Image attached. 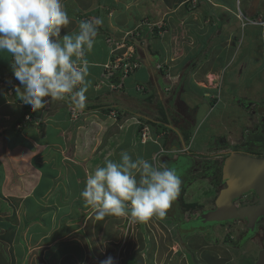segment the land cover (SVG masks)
Segmentation results:
<instances>
[{
  "label": "crops",
  "instance_id": "obj_1",
  "mask_svg": "<svg viewBox=\"0 0 264 264\" xmlns=\"http://www.w3.org/2000/svg\"><path fill=\"white\" fill-rule=\"evenodd\" d=\"M128 1L63 0L71 23L62 35L78 31L80 14L98 17L92 16L98 9L104 16L94 47L86 53L91 87L82 108L65 97L31 111L15 91L19 82L10 68L11 54L0 52V264H100L108 256L116 264L129 260L133 264H168L171 239L167 234L173 228L157 223L170 220L167 214L154 215L142 223H131L123 216H106L98 221L94 209L80 198L86 175L103 166L105 159L119 161L125 150L133 159L143 158L156 167L169 166L176 152L188 154L194 148L196 155H203L201 149L215 144V135L221 140L215 144L213 152L217 154L228 146L230 138L235 143L238 136L244 137L256 121L264 118V91L259 85L264 83V25L244 24L239 17L264 20V0L258 1L254 11L255 0H196L192 18L195 23L189 29L182 15L189 11L191 0H165L171 4L167 9L182 6L180 13L165 14L170 21L168 35H172L165 44L161 37L147 31L139 38L130 37L137 40L133 45L141 67L124 81L122 90L110 91L103 67L111 60L114 45L122 42L125 32L138 26L141 20L136 17L146 9L135 5L143 0H133L135 4ZM162 1L153 0L147 14L160 11L158 4ZM129 4L136 9L131 10ZM162 7L165 6L160 4ZM113 13L127 18L114 21L110 17ZM176 33L192 41L182 43L181 56L173 51L181 39ZM105 36L111 37L113 43L98 48L103 41L107 44ZM168 75L176 77L171 94L163 81ZM140 78L145 80L143 92L135 90V85L142 83ZM178 86L194 94L195 99L201 98V103L196 102L192 109L183 97V101L177 99L187 116L195 115L197 119L200 108L205 109L201 119L194 118L190 126L177 122L180 118L160 116L172 104ZM234 104L245 108L247 124L240 134L239 127L230 126ZM69 105L80 112L78 118L71 119ZM111 112H116V117ZM25 114L32 115L34 122L17 129ZM146 126L149 136L141 142V129ZM172 130L175 135L167 141L165 136ZM47 223L52 233L56 228H70L67 234L72 240L58 237L46 245L43 238L42 246L38 234ZM211 236L215 240L216 236ZM198 240L187 237L186 244L196 251L194 264H205ZM181 259L180 264H190L187 257Z\"/></svg>",
  "mask_w": 264,
  "mask_h": 264
},
{
  "label": "clouds",
  "instance_id": "obj_2",
  "mask_svg": "<svg viewBox=\"0 0 264 264\" xmlns=\"http://www.w3.org/2000/svg\"><path fill=\"white\" fill-rule=\"evenodd\" d=\"M70 23L63 0H0V52L11 54L10 68L19 82L15 91L33 112L65 97L84 107L91 87L86 53L93 49L103 20H81L78 31L62 35ZM156 36L160 37L158 32ZM129 45L134 48L133 42ZM72 107L69 105V110ZM143 128L149 131L147 126ZM181 183L175 169L167 165L158 168L143 158L133 159L125 150L119 161L105 159L103 166L86 175L80 198L94 209L98 221L106 216H123L131 223H142L154 215L167 214ZM100 264L116 262L108 256Z\"/></svg>",
  "mask_w": 264,
  "mask_h": 264
},
{
  "label": "rangeland",
  "instance_id": "obj_3",
  "mask_svg": "<svg viewBox=\"0 0 264 264\" xmlns=\"http://www.w3.org/2000/svg\"><path fill=\"white\" fill-rule=\"evenodd\" d=\"M123 1V0H122ZM125 1V0H124ZM160 2V0H158ZM118 1H116L117 3ZM129 3H134L133 0H129L128 1ZM127 2V3H128ZM153 2V0H143L142 3H137L135 4L136 7L138 8H141V9H144L146 8L144 11L141 12V14L138 15V17H136L137 19L139 18L141 20V22H145V24H147V26L149 24H153L154 26L157 25L158 26V23H160V27H163L164 29H162V33H161V41L163 42V44H165V42H167V39L172 35H168V27L170 25V21L167 20V17L165 16V14L168 12L170 13L171 11H173V15L177 14V13H180L181 9H182V6L181 4L175 8L174 10L170 9V8H166L168 5H171L169 2L166 3L165 0H163L160 4H162L163 6L165 7H162V8H159L160 4H158V10H155L156 12V16L155 15H152L153 18H151L152 16L150 14H147L151 11V9L153 8L151 5V3ZM105 3H107V1H105ZM111 3V2H109ZM134 4H129V8L132 9H136ZM173 4V3H172ZM177 3L175 2V5ZM241 10L244 12V5L241 4ZM125 10V9H124ZM129 11V10H128ZM139 10L135 11V12H138ZM145 12V13H144ZM187 12V13H186ZM185 12L184 15H182V17L184 18V21H186V27L187 29L191 28L193 26V22L192 21V18H194V10L192 9V6L189 7V11L187 10ZM124 14V13H123ZM92 16H98L100 18H102V20L104 21V16H103V11H98V9L95 10L94 13H92ZM151 16V17H150ZM113 18V20H118V22L122 21L120 20L121 17L126 19L127 16L124 14L123 16L119 15V14H116V13H113V15L111 14V16ZM240 17L243 19V17L240 15ZM146 18L148 20H146ZM108 20V19H107ZM195 21V20H194ZM113 22V21H112ZM245 22V21H244ZM128 25V24H127ZM146 26V27H147ZM117 31V30H116ZM180 30L178 29L177 30V33L179 32ZM211 32H215V30H210ZM119 33L121 31H118ZM167 32V33H166ZM102 33H104L102 31ZM126 33V32H125ZM150 33V32H148ZM164 33V35H163ZM174 34V32H172ZM175 34L177 35L178 37H180L181 39L179 40V43L178 44H175V47L173 49V51L175 52H178V55L181 56L182 54V51L180 49V47L183 48L182 46V43L186 42V44H190V42L192 41H187V39H184L182 38V34L181 35H178V34ZM151 34V33H150ZM196 34V33H195ZM106 37V36H105ZM129 38V37H127ZM126 38V39H127ZM205 40V38H204ZM129 44H131L132 42H137V40H133L131 38L127 39L126 40ZM107 45H109L108 43L106 44L104 41L101 43V46L102 47H98V48H105ZM125 45V44H124ZM164 48V46H163ZM165 49V48H164ZM171 49V47H170ZM127 50H130V49H127ZM134 51V50H133ZM164 76V74H161V76ZM181 78V77H180ZM140 81L142 82L140 85H144L143 83H145V80L142 78H140ZM164 81V84L168 85V88L171 87V85L176 84V77H173L171 75H168L167 79L163 80ZM180 81V79H178V82ZM177 82V83H178ZM262 88L260 90H263L264 91V83L263 84H259ZM256 90H252L250 92H255ZM258 91V90H257ZM261 92V91H259ZM170 94L172 93L171 91L169 92ZM194 94L189 95L187 92H185L184 90L182 91L181 87L178 86L174 89V97L173 99L171 100L172 101V104H170L169 108L165 109L164 108V111L163 113L161 114L160 113V116L162 118H171L173 117L174 120L180 118L177 120V122H185V123H188L189 119L191 118L192 120H194V118L196 119V116H187V113L186 112H183L179 107H182L181 104H179L178 102L179 101H183L182 97L184 98V100H187L188 101V104L190 105L188 108L189 109H192V106L195 105L196 102H199L197 103L198 105L201 103V98L199 99H195L196 96H193ZM137 96H141V95H137ZM173 95H170V97L172 98ZM179 99V101L177 100ZM136 100V99H135ZM264 100V99H263ZM240 102H243L242 104H245L246 102L245 101H240ZM177 105V106H176ZM260 107V106H258ZM245 110L244 107H240V106H236L235 104L232 105V112L234 113V118H233V122L230 123V126H235V127H239L237 128V133L240 134L242 133V131L244 130V128L246 127V124L247 122L244 121L245 120V113L243 112ZM195 111V110H194ZM205 113V109L203 108H200V111H199V114L197 116V119L196 121H199L201 119V117L203 116V114ZM260 120V119H259ZM259 120L256 121L253 126L254 128V131L257 132V134H262L264 133V123H263V126L262 125H259ZM190 123V122H189ZM193 123V122H192ZM220 124V123H218ZM190 126V125H189ZM229 126V125H228ZM229 126V127H230ZM220 127V126H219ZM219 127H218V131H219ZM228 127V128H229ZM257 129V131L255 130ZM259 129V130H258ZM221 130H223V128H221ZM220 130V131H221ZM180 133L182 134V136L184 135V131H182V129H180ZM223 132V131H222ZM172 135H175V132L172 130L171 132H168L167 136H165V139H167V141H169L171 139V136ZM216 137H214L213 139V143L215 144H219L221 142L220 140V137H217L218 135H215ZM239 138V136H238ZM237 139V138H236ZM234 141V139L230 138L229 139V142L227 143L228 146H226L225 148H229L230 147V144L232 145V142ZM185 141V140H184ZM202 141V140H201ZM205 141V138L204 140ZM236 142V141H235ZM181 143V142H180ZM182 144V143H181ZM215 144H209L207 145L206 147H203L201 149V151H203L201 154L203 155H196L194 152V148L190 149L194 155L200 157L202 160H210L212 159L213 157H216L217 154H214L213 151H215V147L217 145ZM234 144V143H233ZM190 151V152H191ZM171 154V153H170ZM169 155V154H168ZM219 155V154H218ZM171 156V155H170ZM175 158H172L171 160H173ZM215 161H219V160H215ZM173 166L177 167L176 164L174 163ZM160 167V165L158 166V168ZM195 177H198L197 175H195ZM199 178V177H198ZM205 179L201 178V179H196L194 180V182H191L190 183V187H188L186 189V192L182 198V204L185 206V208L187 207V205H195V208L192 210V209H189V210H186L188 211L186 213V219H187V222H188V218L189 219H195L197 218V216L201 213V211H204L205 209H209L211 208V205H212V199L214 198L215 196V191L211 190V186L210 184H208V182L204 181ZM73 182V180H72ZM213 206V205H212ZM158 221V220H157ZM166 221V222H165ZM159 225L161 224H164V223H167L168 225H172V222L170 220H159L157 222ZM33 225V223H31ZM59 227V226H58ZM170 228V227H169ZM44 231L41 232V234H38V237L41 238L40 243H42L41 245L43 246L45 243L42 242V239L45 238V242H46V245L48 244L47 242H51L53 241L54 239H57L58 237H65L68 241H71L72 240V237H70L67 230H69L70 228L68 227H62V228H56V233H52L53 229H51L50 225L47 223L46 225H44L43 227ZM214 232H215V236H216V240L212 239V236L207 234V232H205V234H203L202 236H195V237H191L195 240L199 239L197 242V247H201V254H200V257L202 260H204L203 262H205V264H224L226 262V260H230L229 263H232V264H248V261L246 262V260L243 259L240 257L242 254H238L240 256H237V258L239 257L238 260H236V258H234L235 260L233 261L231 258H232V254L229 255L226 252L228 251H231L228 247L229 244L227 243H224L223 242V237L225 236L226 232L224 231V228H221V227H217L216 229L214 228L213 229ZM172 230L169 229V233L167 234L168 236L170 235H175L174 233L171 232ZM227 235V234H226ZM185 236H180L179 239L183 240L185 239L184 238ZM202 238V239H200ZM62 239V238H59V240ZM228 239V238H227ZM147 240V239H146ZM192 240V239H191ZM170 244H171V254L169 255V261H168V264H180L179 262H181L183 259H181L180 261L177 260V256L176 257H173V254L175 253L176 250H178L179 246L176 244V242H174L173 240H170ZM193 242V241H192ZM190 244H191V241H190ZM180 245V244H179ZM191 246V245H190ZM213 246H215L213 248ZM190 254L193 256L196 254V251L194 250H189ZM198 253V252H197ZM195 258V256H193ZM188 260V262L190 264H194V261L196 260ZM176 259V261H175ZM78 261V259H77ZM76 261V262H77ZM67 262V261H66ZM65 262V263H66ZM75 262V260H74ZM198 263V262H196ZM227 262V264H229ZM203 264V263H202Z\"/></svg>",
  "mask_w": 264,
  "mask_h": 264
},
{
  "label": "flooded vegetation",
  "instance_id": "obj_4",
  "mask_svg": "<svg viewBox=\"0 0 264 264\" xmlns=\"http://www.w3.org/2000/svg\"><path fill=\"white\" fill-rule=\"evenodd\" d=\"M192 122H194V120L190 118L187 125H192ZM263 123L264 118L259 120V125L263 126ZM255 130L257 131V129ZM185 131L188 130L186 129ZM230 153L264 158V133L263 135L261 133L257 134V132H255L254 128L252 127L248 129V132L244 137L236 139V142L234 144L230 145L229 148L220 150L217 153V156L213 157L210 160H202L200 157L194 155L193 153L191 154V152H189L188 154H182L185 157H189L190 161L187 162L188 167L182 168L184 173L180 176L182 183L179 194L175 201L172 203L171 207L167 210V216L172 222L173 229L171 232L175 234L170 235V239L176 242V244L179 246L178 250H176L173 254V257L177 256L178 261H180L181 258L184 257H187L191 261L194 258L193 256H195H192L189 252V250L191 251V249H189L188 245L186 244L187 237L202 236L203 234H205V232H207V234L209 235L215 236L216 234L213 229H216L217 227L224 228V231L227 234H225L222 240L224 243L229 244L228 247L231 251H225V253L229 255L232 254L231 259L233 261L235 260L234 258H236V260L239 259V257L237 258V256H240L238 254H242L240 257L242 259L244 257L246 262L248 261V264H256L260 251L264 249V228L262 227V223L264 222L263 217H259L255 221L253 229L250 228V225L248 224L246 219H237L234 221L218 224H206L201 227L199 226V228H189L187 225L189 224V222L196 220V218L192 220L188 218L187 222L186 213L188 211L186 210L189 209H186L182 204V198L186 192V189L190 187V183L194 182V180L201 178L205 179L204 181L210 184L211 190L215 191V196L212 199L213 206L211 205V208L205 209L204 211H201V213L213 210L214 201L219 191L225 187L221 174L222 162L223 159ZM177 156H181V154L175 156V159H173L172 162L169 163V168L177 169V167H179V165L176 168L175 166H173V163H175V161L179 162V158H177ZM195 175H197L199 178L195 177ZM254 197V193L249 192L243 195L240 199L234 201V203L237 208L242 207V205H251L254 202ZM199 215L197 217H199ZM180 236H185V239H179ZM227 262L229 263L230 260H226L224 264H227Z\"/></svg>",
  "mask_w": 264,
  "mask_h": 264
},
{
  "label": "water",
  "instance_id": "obj_5",
  "mask_svg": "<svg viewBox=\"0 0 264 264\" xmlns=\"http://www.w3.org/2000/svg\"><path fill=\"white\" fill-rule=\"evenodd\" d=\"M258 1H254L253 11ZM177 158L179 162L175 161V164L179 167L175 170L181 176L184 173L182 168L188 167L190 158L182 154ZM221 174L225 187L219 191L214 201V209L202 212L196 220L187 224L188 227L199 228L206 224L246 219L253 229L255 221L259 217L264 218V158L230 153L223 159ZM249 192L255 195L253 204L237 208L234 201ZM262 227L264 228V222ZM256 264H264V249L260 251Z\"/></svg>",
  "mask_w": 264,
  "mask_h": 264
},
{
  "label": "built area",
  "instance_id": "obj_6",
  "mask_svg": "<svg viewBox=\"0 0 264 264\" xmlns=\"http://www.w3.org/2000/svg\"><path fill=\"white\" fill-rule=\"evenodd\" d=\"M190 3L192 8H195L197 1L191 0ZM242 20L245 21L244 24H254L259 26L264 25V20L260 19L253 21L243 17ZM146 26L147 24H145V22H140L138 26H136L133 30L123 34V41L119 44H115L113 49L111 50V61L108 65L105 66V79L107 80L108 89L110 91L121 90L123 88V81L128 78L130 73L140 67L139 62H137V59L135 58V51H133L134 48L125 43L124 40L127 37H134L135 39L139 38L145 31L151 33V30L153 28H156L158 30V35L161 36L163 27H160V23H158V26H154L153 24H149L147 27ZM108 40L110 41V44L113 43L112 38H108ZM110 78H116L117 82L110 81ZM135 90L137 92H143L144 88L141 86H136ZM69 113L71 119H76L78 118V116H80V112L75 107L70 108ZM110 115L112 117H116V112H113ZM32 121L34 122L30 114H26L23 118V121L19 125H17L16 128L20 129ZM141 139L143 142L148 139L147 128L142 129Z\"/></svg>",
  "mask_w": 264,
  "mask_h": 264
},
{
  "label": "trees",
  "instance_id": "obj_7",
  "mask_svg": "<svg viewBox=\"0 0 264 264\" xmlns=\"http://www.w3.org/2000/svg\"><path fill=\"white\" fill-rule=\"evenodd\" d=\"M79 19L80 20H90L91 18H90V15L89 14H80L79 15ZM104 31V30H103ZM158 32V30L156 29V28H153L152 30H151V33L153 34V36H155L156 35V33ZM122 41H123V39H122ZM124 42L125 43H127V41H126V39L124 40ZM137 62H140L138 59H137ZM139 69V68H138ZM138 69H135L132 73H130V75L128 76V78L125 80V81H127L128 79H130L132 76H133V74L138 70ZM112 81H115V82H117V80H116V78L115 79H112ZM135 86H140V85H135ZM141 87H144V86H141ZM123 88H124V83H123ZM122 88V89H123ZM121 89V90H122ZM105 111V110H104ZM108 111L109 110H106V112L108 113ZM164 127V126H163ZM161 129H164L165 130V128H161ZM259 139V138H258ZM182 195V194H181ZM181 195H180V199H181ZM195 208V205H193V204H191V205H187V207H186V209H194ZM132 261H127V262H125V263H123V264H133V263H131Z\"/></svg>",
  "mask_w": 264,
  "mask_h": 264
},
{
  "label": "bare ground",
  "instance_id": "obj_8",
  "mask_svg": "<svg viewBox=\"0 0 264 264\" xmlns=\"http://www.w3.org/2000/svg\"><path fill=\"white\" fill-rule=\"evenodd\" d=\"M107 43H108V44L110 43V41H109L108 39H107ZM110 61H111V60H110ZM110 61H109L107 64L104 65V67H103L104 71H105V69H106L105 66L108 65V64L110 63ZM103 79H104V78H103ZM123 83H124V81H123ZM112 113H113V112H111L110 114H112ZM114 113H115V112H114ZM106 114H107V113H106ZM19 124H20V123H19ZM19 124H17V125H19ZM140 137H141V134H140Z\"/></svg>",
  "mask_w": 264,
  "mask_h": 264
}]
</instances>
